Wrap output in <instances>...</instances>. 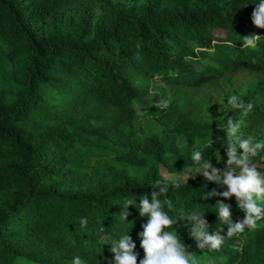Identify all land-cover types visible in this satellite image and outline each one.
Wrapping results in <instances>:
<instances>
[{
  "label": "trees",
  "instance_id": "trees-1",
  "mask_svg": "<svg viewBox=\"0 0 264 264\" xmlns=\"http://www.w3.org/2000/svg\"><path fill=\"white\" fill-rule=\"evenodd\" d=\"M251 2L0 0V264H71L73 255L109 264L104 238L121 227L120 204L139 203L161 167L193 169L190 152L212 141L205 155L223 170L229 117L264 139V29L243 18ZM252 34L259 46L242 48ZM155 80L166 86L153 89ZM236 93L250 112L228 105ZM222 190L197 175L167 198L175 209L205 211L215 231L224 198L200 195ZM227 201L241 219L235 198ZM127 211L139 264L146 217ZM175 227L195 264H264V221L211 253L196 249L184 218Z\"/></svg>",
  "mask_w": 264,
  "mask_h": 264
},
{
  "label": "clouds",
  "instance_id": "clouds-1",
  "mask_svg": "<svg viewBox=\"0 0 264 264\" xmlns=\"http://www.w3.org/2000/svg\"><path fill=\"white\" fill-rule=\"evenodd\" d=\"M251 3L255 5L251 13L252 24L264 29V0H252ZM260 39L261 36L257 34L243 36L241 46L255 49L259 46ZM163 103L167 105V101ZM227 103L241 114H246L253 108L250 102L245 103L239 93L229 95ZM240 128V120L230 117L227 119L224 141L227 159L223 170L213 167L209 162V155H205L212 147V141H207L203 148H193L189 158L193 166V172L190 174H199L205 181L226 186V189L220 192H205L200 195V199L219 195L226 201L234 197L236 207L243 212V217L234 222L231 204L217 201L213 211L217 218V230L209 231V223L204 218L205 211L173 207L167 193L170 189L179 188L180 180L163 173L162 178L155 180L150 186L151 192L138 197L139 203L136 202L137 197L133 196L120 204L121 227L115 238L104 244L108 245V251L112 254L109 264H137V254L134 252L136 243L129 235L132 222H126L129 205L138 209L140 217H146V222L141 224L142 231L137 233L144 253L139 259V264H195L191 258L194 253L186 251L188 245L177 234L175 225L178 217L187 221L188 235L195 242L196 249L209 253L218 251L226 238L246 234L254 230L258 222L264 221V172L258 168V162L264 161V139L245 136ZM217 160H220V157H217ZM162 205H166L167 210ZM169 212L174 214L169 215ZM85 225L86 220L82 217L80 226L83 228ZM225 226L226 233L221 235ZM99 231L102 232L103 227ZM71 264H87V261L80 255H73ZM206 264H211V261Z\"/></svg>",
  "mask_w": 264,
  "mask_h": 264
},
{
  "label": "rangeland",
  "instance_id": "rangeland-1",
  "mask_svg": "<svg viewBox=\"0 0 264 264\" xmlns=\"http://www.w3.org/2000/svg\"><path fill=\"white\" fill-rule=\"evenodd\" d=\"M243 18L246 20V22H247V24H248L249 27H251L253 25L252 22H251V18L250 17H243ZM216 34L221 36V35H225V32H223V31H216ZM159 86H166V85H165V83H161L159 80H155V82L152 84L153 89L156 88V87H159ZM153 91H155V90H153ZM134 106H135L137 112L140 115H144L146 113V111H147V105L144 104L142 101H138V100L135 101L134 102ZM217 157L219 159V154H216L215 155L216 161H217ZM211 165L213 167H216V164L215 163L214 164H211ZM192 172H193V169L190 168V169L184 170L182 173H179V174H171L164 167H161V174L167 173L172 178H178L181 183H185V182L189 181L190 179H192V178L196 177L197 175H199V174H190ZM187 175H188V177H187ZM186 177H187V179H186ZM220 186H222L224 189H226V186L225 185H220ZM224 202L229 203V201H227V200L226 201L224 200ZM110 239H112V238L111 237H105L104 238V240L106 242L108 240H110ZM209 260L211 261V264H221V263L215 261V259H211L209 257L208 258L206 257L204 259L203 264H206V262L209 261Z\"/></svg>",
  "mask_w": 264,
  "mask_h": 264
}]
</instances>
